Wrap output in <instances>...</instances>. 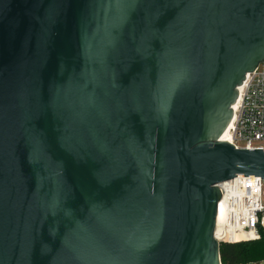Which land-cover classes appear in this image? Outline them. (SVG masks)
Returning a JSON list of instances; mask_svg holds the SVG:
<instances>
[{
	"label": "water",
	"instance_id": "1",
	"mask_svg": "<svg viewBox=\"0 0 264 264\" xmlns=\"http://www.w3.org/2000/svg\"><path fill=\"white\" fill-rule=\"evenodd\" d=\"M263 62L264 0H0V264H221Z\"/></svg>",
	"mask_w": 264,
	"mask_h": 264
},
{
	"label": "built area",
	"instance_id": "2",
	"mask_svg": "<svg viewBox=\"0 0 264 264\" xmlns=\"http://www.w3.org/2000/svg\"><path fill=\"white\" fill-rule=\"evenodd\" d=\"M246 76L238 98L231 105L227 139L237 149L264 152V62ZM218 187L221 196L217 204L215 239L219 243L259 239L264 233V178L237 176L219 183Z\"/></svg>",
	"mask_w": 264,
	"mask_h": 264
},
{
	"label": "trees",
	"instance_id": "3",
	"mask_svg": "<svg viewBox=\"0 0 264 264\" xmlns=\"http://www.w3.org/2000/svg\"><path fill=\"white\" fill-rule=\"evenodd\" d=\"M221 264H259L264 261V233L259 239L220 243Z\"/></svg>",
	"mask_w": 264,
	"mask_h": 264
},
{
	"label": "bare ground",
	"instance_id": "4",
	"mask_svg": "<svg viewBox=\"0 0 264 264\" xmlns=\"http://www.w3.org/2000/svg\"><path fill=\"white\" fill-rule=\"evenodd\" d=\"M221 141H228L227 139V131L225 130L224 134L221 137ZM221 213L219 212L218 219H220Z\"/></svg>",
	"mask_w": 264,
	"mask_h": 264
},
{
	"label": "rangeland",
	"instance_id": "5",
	"mask_svg": "<svg viewBox=\"0 0 264 264\" xmlns=\"http://www.w3.org/2000/svg\"><path fill=\"white\" fill-rule=\"evenodd\" d=\"M259 264H264V261H262L261 263H259Z\"/></svg>",
	"mask_w": 264,
	"mask_h": 264
}]
</instances>
